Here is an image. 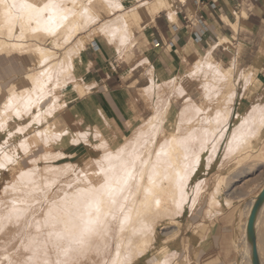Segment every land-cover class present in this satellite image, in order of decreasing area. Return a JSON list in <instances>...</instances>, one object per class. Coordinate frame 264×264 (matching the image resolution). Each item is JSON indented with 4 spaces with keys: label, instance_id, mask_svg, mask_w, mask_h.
<instances>
[{
    "label": "crops",
    "instance_id": "obj_1",
    "mask_svg": "<svg viewBox=\"0 0 264 264\" xmlns=\"http://www.w3.org/2000/svg\"><path fill=\"white\" fill-rule=\"evenodd\" d=\"M23 2L28 4V0ZM89 10L94 17L91 25H99V31L80 36L78 39L82 38L81 41L76 38L70 41L69 49L77 46L76 43L79 49L71 53L72 78L60 89L57 84L59 71H56V92L60 96L58 107L40 125H29L33 117L26 114L21 118L14 116L3 123L0 108V163L5 164L4 168H0V182L5 170L15 165L18 162L16 160L19 159L21 165L26 166H21L14 180H8L10 184L4 185L0 191L1 201L5 198L8 202L12 198L17 201L12 199L10 204L15 203L11 206L4 202L7 207L3 206V201L0 205L3 204L1 206L10 212L19 203L20 194L24 199L29 196L28 201L33 197L34 184L31 187L28 185L29 179H34V174H31L32 178L27 176L28 181L23 176L28 172L33 173V160L39 156H33L35 149L43 152L49 147L77 159L84 150L95 146L98 150L121 151L126 153V157L132 158L133 155L129 156L128 153L134 150L138 153L141 149L139 143L146 141L142 128L151 115L155 117L169 112L165 122L168 134L171 126L175 128L177 123L178 126L182 125L178 116L174 123L178 110L177 98L174 97L179 94V98L184 99L183 109L190 98L204 105L206 111H228L229 115L219 124L222 136L217 140V153L211 155L207 152L204 155V164L190 177L189 199L173 218L166 220L175 227L170 232L174 235L162 242L163 246L154 245L133 264H227L233 253L232 240L236 223L231 214L213 210L219 204V196L218 187L216 184L212 186L210 180L221 174V163L239 152L245 151V154L248 150L251 153L262 151L264 156V124L259 119L260 112L264 110V0H90ZM2 11L0 22L3 13L7 12L5 6ZM78 14L70 15L63 23L58 16L51 19L54 31L50 32V36L56 45H60L61 31L66 32L69 26L79 20ZM34 22L30 20L25 24ZM23 29L30 31L29 26ZM31 29L34 30V26ZM31 36L41 39L43 34ZM43 40L45 38L41 41L32 39L28 44L32 47L43 44ZM13 46L14 50L21 48L19 43ZM57 52V58L60 59L67 50L59 49ZM37 55H40L39 49L33 48L27 49L24 54L19 51L0 54V103L8 97L14 84L24 86V89L31 86L26 79L34 76L33 65ZM209 68H222L232 74V84L221 87L220 101L213 103L207 101L205 95L207 81L204 77ZM48 91L42 89L40 94L44 96ZM230 94L231 100L225 102L223 97L227 98ZM39 104L47 110L52 102L41 97ZM34 110L37 112L39 109L35 107ZM48 126L60 137L51 146H32L30 153H26L28 139H32L30 137L38 128ZM149 126L160 125L150 123ZM166 133L161 134L160 139ZM230 143L238 144L233 152L228 149ZM5 156L10 157L12 162L9 163ZM215 158L219 166L212 167ZM210 159L213 160L210 162ZM29 167L32 171L19 175ZM19 177L23 190L31 188V195L29 191L22 192ZM21 178L25 183H22ZM10 185L11 188H8ZM13 185L16 189L21 187V192L16 193L19 189L16 190ZM5 187L8 193L14 191L12 194L19 195L15 197L6 194ZM25 194L29 195L26 197ZM213 198H216V203L212 202ZM24 199H20L22 206L24 201L21 200ZM21 207L19 205L18 208ZM29 207V211L26 206L21 209L19 213L23 215L16 218L18 221L27 220L23 225V222L20 221L19 225L12 217V220L17 221V225H13L16 228H8L11 223L4 220L6 226L3 232L7 233L8 229L18 231L14 233L10 230L15 234L8 235L10 238L28 239L29 235L32 236L30 221L33 219L26 217L32 215ZM24 210L29 213L24 214ZM0 214V217L5 216ZM4 214L7 216L9 213ZM13 215L16 217V214ZM21 225L27 226L23 228ZM27 230L30 231L26 234Z\"/></svg>",
    "mask_w": 264,
    "mask_h": 264
},
{
    "label": "rangeland",
    "instance_id": "obj_2",
    "mask_svg": "<svg viewBox=\"0 0 264 264\" xmlns=\"http://www.w3.org/2000/svg\"><path fill=\"white\" fill-rule=\"evenodd\" d=\"M89 1L90 0H32V1L28 0V5H30L33 10H43L45 5H50L51 2H54L57 5H59V9H58V11L53 12L51 10H48V11H30L27 9L22 10L19 7L10 8L9 5H11L13 3L19 5L21 3H24L23 0H5L6 4L4 6H5V10L7 12L3 13V20H1V22H0V37L3 38L2 40L0 39V51L2 50V53L0 52V54L9 53V52L13 53L15 51H19V53L24 54V53H27V49L33 48V49H39L40 55L35 56V61H34V65H33V67H34L33 78L26 79L31 83V86L28 87L27 89H24V86L19 87L18 84L17 85L14 84L12 86V88L10 89V94H8V97L4 98V100L0 103V108H2L3 123H7L8 120L14 116H18L21 118V117H24L26 114L30 117H33V121L30 122L29 125H32V124L40 125L47 118V115L51 114L58 107V105H59L58 102H59L60 96L58 95V93L56 91L58 89L64 87L65 84H67V82L69 80H71V78H72L71 77L72 76V74H71V63H70V60L72 57L71 53H73L74 51H77L79 49L78 43H76L77 46L74 45L72 50L69 49V46L71 45L70 41L73 38L78 39L80 36L86 35L89 32H93L92 34H94V33H98V31H99L98 30L99 25H96V24L91 25V23L94 21V17L92 16L91 11L89 10ZM4 6H3V3L0 4L1 12H3L2 9H4ZM77 12L80 13V14H78L79 20H77L75 24L69 26L68 29L66 30V32L61 31V38L59 39L60 45H56L52 41L51 36H50V32L54 31V29L52 26L53 23L51 22L49 17L53 18L55 16H58L59 21H61V23H63L66 20H62L60 18L61 16L69 17L70 15H74ZM31 15L33 17L32 19L30 18ZM30 20L36 21V23L34 22L31 24H25L26 22H29ZM25 26H27V27L29 26L30 29H28V30H30V31H25L23 29V28H25ZM32 26H34V30L31 29ZM77 28L79 29L78 32H80L81 34H79V35L77 34V35L73 36V34H74L73 32ZM46 29H50V30H46ZM39 33L43 34V37L41 39H39L35 36H31L32 34H39ZM44 38H45V40H43V44H41V43L35 44L32 47L30 44H28L29 41L32 39L41 41ZM81 39L82 38H80L78 40L81 41ZM15 43H19V45H21V48H17L16 50H14L15 48H14L13 44H15ZM59 49H62V50L66 49L67 50V52L64 54V56L60 59L57 58L59 55L57 50H59ZM16 53L18 54V52H16ZM57 70L59 71L57 84L60 86L58 89L56 88V84H55V77L57 76V73H56ZM230 72L231 71H229V70L224 71L222 68H219V69L209 68L207 74L204 77L205 81H207V86L205 88V95H206L207 101H209L210 103L220 101V96H221L220 88L223 86H230L232 84V74ZM42 89L46 90V91L49 90L48 91V93H50L49 96L46 95L48 93H46L44 96H42L40 94V93H42ZM22 90H24V92H22ZM41 97H44L45 100L49 99V102H52V104L47 108V110H45L44 107L40 106V104H39V98H41ZM179 97H180L179 94L178 95L176 94L174 97V98H177L176 106L178 108V110L176 111L177 115H176V120L174 123H176L177 116H178V119H181V122H182V125L178 126V128L181 129V131H182L181 132L182 138L180 139L182 145L179 144L180 143L179 140H177L176 142L172 141L173 143L170 142L171 141V139H170L171 134H168V132L166 133V130H165L166 120L163 123L161 120V119H164V116L162 114L163 112H162L161 116L157 115L154 117L153 115H151L150 118L148 120H146L145 126L142 128V130H143L142 133L145 136H147V138L144 136L146 138V140L150 139L151 137H152L151 140L152 139L156 140V138H160L161 134L165 135V133L167 135L162 138L163 140L159 139V141L156 143L152 141L153 143H150V144H152L153 147L151 145H149L148 146L149 148H146L145 153H144V149H145L144 145L145 144L143 146H142V144H139V146L143 147L142 148L143 152L141 149L138 152L139 157L141 156V159L139 157L133 158V159H131V157H129V159L124 158L126 156L122 152L115 151V150H113V151L112 150H98V148L96 149L95 146H93V148L90 150L89 149L84 150L82 152L81 156L77 159L69 158V157H67V154L65 155L61 151H58L59 152L58 153L56 151L51 150L49 147H48V149L44 150L43 152H41V149L37 150L34 148L35 150H34L33 156H38V155L39 156L34 158L33 162L36 161L40 165L61 164L62 162H66V161L67 162L71 161V163H69V164L66 163V164L62 165V167L61 166L58 167V169H60V167H61L62 172H63V170L67 166V169H66L67 172L64 170L65 173H63V174L59 173V175H58V172L56 171L57 170L56 167H55V169H54V167H53V169H50L51 171L54 170L53 173H51V174H55L57 176H56V178H55V175L49 176V178L54 177V181H56V183H54V181L52 182L53 178L52 179L50 178L51 179L50 181L48 179L47 182L49 183V185L47 183V187H50L49 190L46 186H44L46 184V183H44V181H39V182H42L41 183L42 185L40 184V186L41 187L43 186V189L45 187V192H47L46 194L44 192L45 195L43 194V192H42L43 190L41 187H40L41 191L38 189L39 183L38 182L34 183L35 188L33 187V189H34L33 193L34 194L36 192L40 193L41 196L39 194L40 197H36V195L38 196V194L36 193L35 197L38 199H35L33 197L34 198L33 200H35V201L37 200L36 202H40V203L35 202L36 203L35 204L33 202L34 206L32 205V209H33L32 214L35 212L33 214L34 218L37 215L36 218L37 219L39 218L40 220L43 217L42 222L38 223L39 220L37 222H34L36 219L35 220L33 219V221H32V223L34 222L32 224V237L33 238L17 239L15 242H13V239H11V238H9V239L7 238V240H6V237H4L5 240H3L2 238L0 239L1 240L0 244H2V242H3V244L0 245L2 248V249L0 248V264H2V262H3V264H64L65 261H67V264H133L135 262V260H137L143 254H145L154 245L159 246V244H161L163 246L162 242L169 240V237L174 235L173 232L172 233H170V232L175 228L174 226H170L172 224H170L166 220L173 218V215L179 210L180 207L182 208L184 203L189 199V196H190V192L188 190V184L190 181L189 177L195 172V170L199 166L202 165V163L204 164V155L207 152H210L211 155H215L217 153V150L219 148V141H217V140H219L220 137L222 136V131H220L219 124H221V121L223 119H226L229 115L228 111H218V110L206 111V108L204 107V105L199 104L198 102H196L195 100H192L190 98H188L187 102H185L187 105L183 109V107L185 105L184 99H182V98L180 99ZM223 99L225 102H227L228 100H231V94L229 96H227V98L223 97ZM35 107H38V109H39L37 112L34 110ZM179 108H181L180 111H179ZM150 123L160 125V126L159 127L158 126L152 127V126H149ZM24 129H25V127L22 128V130H24ZM145 129H147L148 131ZM173 129H174V127L171 126L170 131H172ZM199 129H201V130H199ZM196 130H197V132H196ZM146 131L148 133H146ZM173 131H174L175 135L178 134L177 129L173 130ZM39 132H41V133L38 134ZM189 132L191 135L189 134ZM202 133H203V135H202ZM42 134H44V135H42ZM48 134H49V136H48ZM147 134H149L150 137ZM186 135H188V136H186ZM38 136H40V137L38 138ZM153 136H156V137H153ZM183 136H185V137H183ZM193 136H195V137H193ZM59 137H60V134L56 133L54 130H51L50 126H48L45 128H38L34 132L33 137L32 136L30 137L32 139H28V142H31V148H32V146L37 147L39 145L51 146V143ZM191 137H193V139ZM37 138H38V141L40 139V141L43 144L42 143L39 144L37 141ZM183 138L185 139V141ZM201 138H203L204 140ZM160 140H162L165 145L161 144L162 141H160ZM201 140H203L204 144L202 142H200ZM159 142H160V144H159ZM167 142H168V146H167ZM186 142H189L190 144L186 143ZM201 143H202V145H201ZM158 145H160V146L158 147ZM187 145H189V146H187ZM191 145H192V147H191L192 149L190 148ZM237 145L238 144L230 143L229 148H228L229 151L233 152L234 149L237 147ZM176 146L178 147V149H174ZM180 146H182V147H180ZM183 146H184V149H183ZM145 147H146V145H145ZM181 148H182V150H181ZM188 148L191 151H193L194 154L192 152L190 154V150ZM113 149H116V148L113 147ZM156 149L158 151H156ZM161 149L162 150L164 149L165 150L164 152H166V153L161 151ZM187 150L189 153L187 152ZM50 151H52L54 153H52ZM151 151H153V152H151ZM160 151L163 153H161ZM40 152H41V154H40ZM244 152H239L238 155L233 156L230 159H227L224 163H221L222 167H223L221 174L219 176H213L212 179L210 180L211 185L216 184V186L218 187V193L217 194L219 196V198H218L219 204H217V207H215L213 210L218 211V212L223 213V214H226V215L231 214L232 216H234V220L236 223L235 224L236 227H235L234 238L232 240L233 241V253L229 256V260H228L227 264H237L236 262L240 261L239 258L242 254V251L243 252L245 251L244 249L246 246V238H247L246 234L248 232L249 220L253 214V208H252V202L251 201H253L252 199H254L256 196L261 195L264 191V159H262V156H261L263 152L257 151L255 153H251L249 150L245 154H244ZM112 153H114V154H112ZM129 153H131V152H129ZM133 153H132V155H133ZM138 153L135 152L134 155L135 154L137 155ZM167 153H169L170 155L173 156V158H174L172 160L173 162L172 161L169 162V160H170L169 157L168 156L166 157ZM143 154H145L144 160H147L146 162L150 161V163H152V162L155 163V160H156L155 158H158V156L161 157L158 160L157 164H155V165L153 163L150 164L152 166L153 165L157 166V167H155V169L157 170L158 174L156 173L154 175V176H156V177H154V178H156V184L153 185L150 182V183H147L146 185H144V189H145L144 195L148 196V197L150 195L149 203L146 201V203H148V205H149L148 207H147V205L145 207L134 205V203H136V201L131 200V198L129 200H126V196L128 195V192L131 189H134V188H131L130 182L136 178L139 179L140 176H142V175H140V172L143 170L144 166L140 161H142V159H143L142 158ZM153 154H155V156H157L158 154L159 155L157 157H155V156H152ZM180 155H182L181 158H183V155L186 157L183 160V162L187 163L186 162L187 157H188L187 160L190 161L187 164L184 163L185 164L184 166L186 167V169H188V171H186V169H185V175L183 174L185 167L183 166V163H181L182 162L181 158H180L181 161L179 160ZM193 155H194V158H193ZM119 157H123V158H119ZM150 157H151V159H150ZM163 157H165V158L162 159ZM148 158H149V160H148ZM152 158H154L155 160ZM97 159L99 161H97ZM106 159L107 160L112 159V160H111V162H110V160L106 162ZM138 159H139V161H137ZM216 159L217 158H215L214 160L213 159L209 160L210 162L212 160L215 161L212 167L219 166V164L216 163ZM134 160H136L137 162H135ZM17 161L18 162L15 165H11L8 169H6L5 173L1 176L2 179L0 182V191H1L2 187L4 185H6L8 180H12L15 177V175L19 171L20 167L24 166V165H21L19 159ZM75 161H77V162H75ZM129 161L132 162L134 165L132 163H130ZM164 161L166 164L168 163V165L170 163H172L175 166V168L178 167L176 169H173V170H175L174 171L175 173H173V170H172V171H170V173L168 172L169 174H167L166 168L168 166L165 165V163H163ZM112 162H115V164L113 163V165H111ZM117 162H118V164H116ZM159 162L161 163L160 165H159ZM174 162H175V164H174ZM193 163H194V166H193ZM30 164H31V161H30ZM30 164H28L27 166H30ZM188 164H189V168H188ZM63 166L65 167L64 169H63ZM69 166L71 167V169L69 168ZM152 166H151V169H152ZM154 166H153V168H154ZM172 166L170 164L169 168ZM174 166H173V168H174ZM24 167H26V166H24ZM73 167H74V169H73ZM85 167L89 168V169H87L88 172L86 171ZM110 168H112L114 171L117 169L120 172L116 170L115 171L116 174H114L113 170L111 171ZM128 168H131V169H128ZM69 169L71 170V172H69ZM72 169H73V171H72ZM82 169H84V170H82ZM155 169H152V172L153 171L156 172ZM79 170L80 171L82 170L85 173L84 172L82 173V171L80 172ZM105 170H108V171L106 172ZM60 171H61V169H60ZM77 171H78V173H77ZM54 172H56V173H54ZM101 172H102V174H101ZM103 172L106 174L108 173L107 175H109V172H110L111 179L112 178L113 179L111 180L109 178V176L108 177L105 176V174ZM127 172H131L133 178L130 179L126 185H123V192H121L120 194H118L116 196V203L111 204L109 202V198L106 196H104L105 198L103 197V199H102L103 200V203H102L103 206L101 205L102 210L100 208V212H102L104 210L103 214L106 213L104 215L103 214L101 215V213H99L100 217H105V219L101 218L102 223L98 226V232L100 231L102 236L101 235L99 236L98 234H100V232L99 233L97 232V234L92 237L91 243L83 251V253H81V254L73 253L69 257H65L60 252V250L53 244V242H51L48 239V233L54 232V231L56 232V231H60V230L64 229V227H65L64 221L69 220V213L77 214V215H79L85 219L87 218L88 214L91 211H92L91 215L94 213L95 208H93L94 207V205H93L94 201L93 200H95L94 197L96 195L93 196L94 194L92 193L91 196L89 195L90 196L89 197L88 196L89 192L86 196L77 195V194H80L82 187H83L84 191H86V190L90 191L89 189L93 185V182H94V186L97 183L96 182L97 177H99V176L102 177L104 175L98 181L100 183L104 179V177H106L107 179L103 180L105 183V180L106 181L110 180L109 182H111L113 180L115 181V178L116 179L117 178H123L127 174ZM134 172H135V174H134ZM181 172L184 176H182ZM66 173H68V174H66ZM85 174L87 176H85ZM189 174H190V176H189ZM77 176L79 178L81 177L80 182L83 178H86V177H87V179H90L93 182L90 183V182H88L90 180L84 179L85 181L83 180V184H82V182L81 183L79 182L80 184L77 185L76 181H79V178H77ZM82 176H83V178H82ZM93 176L96 178H93ZM75 177L77 179H75V181H74ZM183 177H185V178H183ZM186 177H188V178H186ZM70 178H72V179H70ZM67 179H70L69 181L71 183ZM161 179L163 181L164 180L168 181V184L165 181H164L165 183H160L162 181ZM174 180L178 184L176 182L174 183ZM180 182H182V183H180ZM37 183H38V187L36 186ZM86 183H89V184L87 185ZM111 183H113V182H111ZM115 183L116 182H114L113 184H115ZM179 183H180V186H179ZM75 184L77 185V190H76V188H74V189L72 188L73 186L75 187ZM158 184L159 185L162 184V187L158 186ZM170 184H172V185L170 186ZM173 184H175L177 186H175ZM62 185L64 187L66 186V188L68 186V189L62 187L63 190L66 189V190H64L65 192L62 191L63 193L61 192V189L59 188ZM86 185H87V187H86ZM101 185H103V184L101 183ZM167 185L169 188L166 187ZM214 185H212V186H214ZM78 186H80V189H78ZM96 186H97V184H96ZM36 187H37V189H36ZM136 187H137V185H136ZM172 187H173V190H172ZM176 187L179 189L178 190L179 194L177 193ZM35 189L37 191H35ZM58 189L60 191L59 193H62L63 195L59 194L57 192ZM83 189H82V191H83ZM71 190H74L76 192L71 191ZM38 191H40V192H38ZM77 191H79V192H77ZM169 191H170V193H168ZM133 192H131V193H133ZM56 193H57V195H56ZM73 193H75L76 197L74 195V197L72 199H70L69 197L70 196L72 197L71 194H73ZM95 193L97 194V192H95ZM42 194H43V196H42ZM54 194L57 196V198L54 196L55 198H54V200H52L53 199L52 196ZM60 195L62 196L61 198H60ZM159 195H161V196L159 197ZM172 195H173L174 200L172 199ZM92 196L94 199L92 198ZM170 197L172 199L171 200L172 202L169 199ZM123 198L125 200H123ZM47 199L48 200L51 199L52 201H55L54 202L55 204H52V202L50 200L48 201ZM161 199H162V201H161ZM106 200H107V203L105 202ZM165 200H166V202H165ZM121 201L123 202L124 207H123ZM126 201H128V202L126 203ZM92 202H93V204H92ZM120 202H121V205H120ZM212 202L216 203V198H213ZM38 204H40L39 205L40 209H39ZM56 204L57 205L59 204V205L56 206ZM170 204L172 206H170ZM175 204H176V206H174ZM45 205H47V206L44 207ZM89 205H91V206H89ZM92 205H93V207H92ZM55 206L57 207L54 209L55 211L57 209V211L55 212L56 216L52 217V215H55L54 211L52 210V208ZM59 206H60V208H58ZM47 207L52 210V214H51L50 210H48V211H50V213H48V211H47L48 214L46 213V211H44L45 208L48 209ZM153 207L156 209L158 207V209L157 210L153 209ZM129 208H131V209H129ZM133 208H134V210H133ZM167 208L170 211L166 210ZM35 209H36V211L39 210V211H37L38 213L35 211ZM90 209H91V211H90ZM160 209L162 210L161 213H164V215L163 214L161 215ZM40 210H42L41 211L42 214H44V212H45L44 215L46 216L48 221L44 218V216H42V214L41 215L39 214ZM58 210L63 211V212H60L63 214L58 213ZM154 210L157 211L158 213L155 212ZM164 210H165V212H163ZM87 211H88V213H87ZM167 211H169V212H167ZM145 212H147V213H145ZM129 213H132V216ZM153 213H154L156 221L152 217ZM59 214H60V216H59ZM94 214L96 215L97 213H94ZM157 214H159V216ZM62 215H64V216H62ZM95 215H92V216H95ZM61 219H65V220L63 221ZM106 219H108V220H106ZM132 219H134V220H132ZM142 219L143 220L146 219V221L143 222ZM153 220H154V222H153ZM107 222H108V224H110L109 225L110 227L107 226ZM145 224L147 226H145ZM173 225H175V224H173ZM102 226H104V228H106V230ZM105 226H107V227H105ZM122 226H124V227H122ZM33 227H34V229H33ZM37 227H39V228H37ZM69 227H71V225H69ZM147 227H148V229H147ZM167 227H169V228H167ZM8 228H12V226L8 227ZM170 228H171V230H170ZM44 229H46V232ZM128 230H129V232H128ZM144 230L149 231L148 235L153 234L152 238L145 240V242L143 241ZM106 231H109V232H106ZM119 231H121V232H119ZM140 231H143V232H140ZM260 231L264 232V228H261ZM43 233H44V235H41ZM105 233H107V234H105ZM121 233L123 236L120 235ZM5 234H7V233L5 232ZM5 234L2 230L1 235H5ZM162 234H163V236H161ZM118 235L121 236L122 238L121 237L119 238ZM156 236H157V238L155 239ZM21 240L23 242H26V243H22ZM25 240H27L28 243ZM120 240H122L121 244H120ZM244 240H245V243H244ZM34 241H35V243H34ZM256 241L258 243V246L260 245L259 246V253H260V255L262 253V257L264 259V233L259 232V234L256 238ZM8 242H10V243L8 244ZM117 242L119 243V245ZM14 243H16L17 245H15ZM25 244H27L28 246L30 245V248L27 249L28 246L26 245V247H25ZM92 245H94V251L90 250V246L92 249ZM117 245H118V250H119V248L123 250V251L121 250V252L119 250V252L121 254L120 253L115 254V252H118ZM14 246H16V247H14ZM31 246H33L32 249H31ZM63 246H64L63 243H61V247H63ZM262 246H263V248H262ZM23 247L25 250L23 249ZM13 250H14V254H13ZM15 251L18 253L16 254ZM27 251L29 252L28 254H27ZM1 252L2 253L5 252L4 253L5 255L2 254ZM9 252L12 254V256H10L11 254ZM30 253L32 254L31 256H30ZM6 255H9L10 257L6 256ZM28 255L30 256V258H33V259H31V263H30V258L27 259ZM116 256L120 260H118V258ZM11 257H12V259H10ZM5 258H8V260L9 259L10 260L8 261ZM24 258L26 259V261ZM34 258H35V260H34ZM20 259L22 261H20ZM116 259L118 260L117 262H115ZM17 260L19 261V263ZM248 260H249V256H246L243 260V263L248 264V262H247ZM36 261H38V262H36ZM112 261H113V263H112ZM157 264H159V263H157Z\"/></svg>",
    "mask_w": 264,
    "mask_h": 264
},
{
    "label": "bare ground",
    "instance_id": "obj_3",
    "mask_svg": "<svg viewBox=\"0 0 264 264\" xmlns=\"http://www.w3.org/2000/svg\"><path fill=\"white\" fill-rule=\"evenodd\" d=\"M88 14H89V13H88ZM66 20H67V19H66ZM55 21H56V18L54 19V22H55ZM78 31H79V29L77 28V29L74 31V34H73V35L78 34ZM49 50H50V49H49ZM50 51H51V50H50ZM168 113H169L168 111H167L166 113H163L164 119H161V120H162V123L167 119V117H168ZM177 124H178V123H177ZM177 124L175 125V128H174L173 130H176V129H177L178 134L175 135V134H174V131L172 130V131L170 132V134H171V138H170L171 141H170V142H172V141H173V142H174V141L176 142L177 140H179V142H180L179 144H181L180 139L182 138V136H181V132H182V131H181V129L178 128V125H177ZM182 128H183V127H182ZM145 130H147V129H145ZM199 130H201V129H199ZM199 130H198V131H199ZM147 131H148V130H147ZM147 131H146V133H148ZM194 132H195V131H194ZM196 132H197V130H196ZM196 132H195V133H196ZM199 132H200V131H199ZM201 132H202V131H201ZM40 133H41V132H39L38 134H40ZM144 133H145V132H144ZM146 133H145V134H146ZM191 133H192V132H191ZM189 134H190V132H189ZM189 134H188V135H189ZM192 134H193V133H192ZM42 135H44V134H42ZM147 135L149 136V134H147ZM155 135H156V134H155ZM188 135H186V136H188ZM190 135H191V134H190ZM194 135H195V134H194ZM202 135H203V133H202ZM48 136H49V134H48ZM144 136H145V135H144ZM39 137H40V136H38V138H39ZM42 137H43V136H42ZM145 137L147 138V136H145ZM149 137H150V136H149ZM153 137H156V136H153ZM157 137H158V136H157ZM183 137H185V136H183ZM193 137H195V136H193ZM193 137H191V138L193 139ZM38 138H37V141H38ZM43 138H44V137H43ZM47 138H48V137H47ZM151 138H152V137H151ZM151 138H150V139H151ZM144 139H145V138H144ZM159 139H160V138H156V140H155L154 142H155V143L158 142ZM183 139H184V138H183ZM196 139H197V138H196ZM201 139H203V138H201ZM162 140H163V139H162ZM162 140H160V141H162ZM203 140H204V139H203ZM203 140H201L200 142L203 143ZM39 141H40V139H39ZM39 141H38L39 144L42 143L41 141H40V142H39ZM152 141H153V139H152ZM152 141L147 139V140L144 142V140H143V142H144V144L146 145V147H145L144 144H142L143 142H142V143L140 142V143L142 144V146L144 145V148H145V149H144V153H145L146 148H149V147H148L149 145L152 146V144H150V143H153ZM184 141H185V139H184ZM189 141H190V140H189ZM173 142H172V143H173ZM38 143H37V144H38ZM140 143H139V144H140ZM146 143H147V144H146ZM155 143H154V144H155ZM186 143H189V142H186ZM196 143H197V142H196ZM202 143H201V145H202ZM26 144H27V145H26L27 148H26L25 152L28 153V152L31 150V142H27ZM135 144H136V143H135ZM154 144H153V145H154ZM159 144H160V142H159ZM161 144H164L163 141H162ZM169 144H170V143H169ZM189 144H190V143H189ZM203 144H204V143H203ZM21 145H22V144H21ZM137 145H138V143H137ZM137 145H136V146H137ZM164 145H165V144H164ZM181 145H182V144H181ZM26 146H25V147H26ZM132 146H133V148H134V145H132ZM154 146H155V145H154ZM156 146H157V145H156ZM159 146H160V145H158V147H159ZM167 146H168V142H167ZM187 146H189V145H187ZM140 147H141V146H140ZM152 147H153V146H152ZM180 147H182V146H180ZM180 147H179V148H180ZM191 147H192V145L190 146V148H191ZM200 147H201V146H200ZM142 148H143V147H141V150H142ZM163 148H164V147H163ZM166 148H167V147H166ZM186 148H187V147H186ZM193 148H194V147H193ZM1 149H2V147H1ZM153 149H154V148H153ZM164 149H165V148H164ZM164 149H163V150L161 149V151L164 152V151H165ZM169 149H170V148H169ZM174 149H178V147L176 146ZM183 149H184V146H183ZM188 149H189V148H188ZM191 149H192V148H191ZM139 150H140V149H139ZM172 150H173V149H172ZM181 150H182V148H181ZM189 150H190V149H189ZM130 151H132V150H130ZM134 151H135V150H134ZM137 151H138V149H137ZM156 151H158V150L156 149ZM156 151H155V152H156ZM161 151H160V152H161ZM194 151H195V150H194ZM50 152H52V151H50ZM119 152H121V151H119ZM142 152H143V150H142ZM151 152H153V151H151ZM151 152H150V153H151ZM160 152H159V153H160ZM163 152H161V153H163ZM183 152H184V151H183ZM187 152H188V150H187ZM191 152L194 154V152L190 150V154H191ZM12 153H13V151H12ZM29 153H30V152H29ZM52 153H54V152H52ZM58 153H59V152H58ZM62 153H63V152H62ZM115 153H116V152H115ZM122 153H124V152H122ZM132 153H133V151H132ZM132 153H128L129 156H131ZM134 153H135V152H134ZM134 153H133V156H132L131 159L134 158ZM164 153H166V152H164ZM184 153H185V152H184ZM188 153H189V152H188ZM4 154H6V152H5ZM60 154H61V153H60ZM112 154H114V153H112ZM130 154H131V155H130ZM156 154H157V153H156ZM167 154H168V155H167ZM167 154H166V157H167V156L169 157V159H170L169 162L172 161V160L174 159L173 156L170 155L169 153H167ZM179 154H180V153H179ZM185 154H186V153H185ZM124 155H125V154H124ZM135 155H136V154H135ZM137 155H138V156H137ZM137 155H136V158L139 157V153H138ZM140 155H141V154H140ZM144 155H145V154H143V156H142V158H143L142 161H140V162L143 164V166H144V167H143V170L140 172V175H142V176H140L139 179L136 178V179H134V180H132V181L130 182L131 188H134V189H131V190L129 191L130 193L128 192V195L126 196V200H129V199L131 198V200H135V201H136V203H134V205H136V206H144V207L147 205V207H148V206H149L148 203H149V201H150V195H149V197L144 195V190H145V189H144V185H146L147 183H150V182H151L153 185L156 184V178H154V177H156V176H154V175L157 173V170L155 169V167H157V166H154V165L158 163V160H159L161 157L158 156V155H159V154H158V155H157L158 158H155L156 160H155L154 158H152V159L155 160V163L152 162V163L154 164V165H153L154 168H153V166L150 165V164H152V163H150V161L146 162L147 160H144ZM146 155H147V154H146ZM188 155H189V154H188ZM2 156H3V155H2ZM8 156H9V155H8ZM120 156H121V155H120ZM127 156H128V155H127ZM149 156H150V155H149ZM152 156H155V154H153ZM152 156H151V157H152ZM157 156H155V157H157ZM181 156H182V155L179 156V160H180ZM261 156H262V159H264V156H263V155H261ZM107 157H108V156H107ZM111 157H112V156H111ZM145 157H146V156H145ZM151 157H150V159H151ZM189 157H190V156H189ZM191 157H192V156H191ZM1 158H2V157H1ZM104 158H105V157H104ZM112 158H113V157H112ZM119 158H123V157H119ZM124 158H128V157H124ZM139 158L141 159V156H140ZM164 158H165V157H163L162 159H164ZM185 158H186V157H185L184 155H183V158H181V160H182L181 163H183V166H184L185 164H187L188 162H190L189 160H187L188 157H187V159H186V162H187V163L183 162V160H184ZM193 158H194V155H193ZM196 158H197V157H196ZM128 159H129V158H128ZM101 160H102V159H101ZM101 160H100V161H101ZM109 160H110V159H108V160L106 159V162L109 161ZM111 160H112V159H111ZM111 160H110V162H111ZM148 160H149V158H148ZM166 160H167V159H166ZM181 160H180V161H181ZM13 161H14V160H13ZM16 161H17V160H16ZM97 161H99V160L97 159ZM102 161H103V160H102ZM104 161H105V160H104ZM134 161L137 162V161H139V159H138L137 161H136V160H134ZM0 162H1V161H0ZM129 162H130V161H129ZM160 162H161V161H160ZM160 162H159V165L161 164ZM172 162H173V161H172ZM191 162H192V161H191ZM5 163H6V161H5ZM33 163L35 164V165L33 164V165H34V166H33V173H31V172H30V174H29V172L27 173L28 170H31V168L29 167L30 169H27V170H25V171L20 172L21 174L19 173V175H23L22 173L24 172V174H25V172H26V173L29 174V175L26 174V176L24 175L23 177H26L25 180L28 181L27 178H29V177L32 178L33 176H32L31 174H34V177H33L34 179H32V180H34V181L36 180V181L34 182V181H32L31 179H29L30 184H29L28 186L33 185L34 183L38 182V183H39V188H38V189L40 190V189L42 188V190H43L42 192H43V194H44V192H45V187H44V189H43V186H42V187L40 186V184H41L42 182H39V181H44V183H46L44 186L47 187V183H48L47 181H48V179H49V181H50V180L53 178V179H52V182L54 181V177H52V178L50 177L51 179L49 178V176H53V175H55V174H51V173H53L54 170L51 171L50 169H53V167H54V169H55V167H56V168H57L56 171L58 172V175H59V173H60V174H61V173L63 174V173H65V171H66V169H67V166H66V168L63 166V169L65 168V169H64L65 171L63 170V172H62V168H61L62 165L66 164V163L69 164V163H71V161H69V162H65V163H63V164H51V165H49V164L40 165V164L37 163L36 161H34ZM96 163H97V162H96ZM113 163L115 164V162H112L111 165H113ZM120 163H121V162H120ZM130 163H132V162H130ZM163 163H165V161H164ZM163 163H162V164H163ZM178 163H179V162H178ZM184 163H185V164H184ZM7 164H8V163H7ZM101 164H102V163H101ZM109 164H110V163H109ZM116 164H118V162H117ZM121 164H122V163H121ZM132 164H133V163H132ZM132 164H131V165H132ZM170 164H171V166L173 165L172 163H170ZM170 164H169V165H170ZM174 164H175V162H174ZM191 164H192V163H191ZM71 165H72V164H71ZM133 165H134V164H133ZM165 165L168 166V167L166 168V170H167V174H169L170 171H172L173 169L178 168V167L175 168L174 165H173L174 168H173V166L169 168L168 163H167V164L165 163ZM165 165H164V166H165ZM59 166H61V167H60L61 171H60V169H58ZM151 166H152V169H155V170H156V172H154V171L152 172ZM186 166H187V165H186ZM191 166H192V165H191ZM193 166H194V163H193ZM184 167H185V166H184ZM69 168L71 169L70 166H69ZM75 168H76V167H75ZM85 168H86V171H87V169H89V168H87V167H85ZM101 168H102V167H101ZM112 168H113V167H112ZM112 168H110L111 171L113 170ZM131 168H132V167H131ZM131 168H128V169H131ZM188 168H189V164H188ZM192 168H193V167H192ZM70 169H69V172H71ZM73 169H74V167H73ZM73 169H72V171H73ZM132 169H133V168H132ZM185 169H186V167L184 168V173H183L184 175H185ZM82 170H84V169H82ZM82 170H81V171H82ZM116 170H117V169H116ZM116 170H115V171H116ZM31 171H32V170H31ZM50 171H51V172H50ZM59 171H60V172H59ZM79 171H80V170H79ZM81 171H80V172H81ZM105 171L107 172L108 170H105ZM105 171H104V172H105ZM115 171L113 170L114 174H116ZM117 171H119V170H117ZM174 171H175V170H173V173H175ZM186 171H188V169H186ZM66 172H67V171H66ZM83 172H84V171H82V173H83ZM87 172H88V171H87ZM104 172H103V173H104ZM119 172H120V171H119ZM165 172H166V171H165ZM168 172H169V173H168ZM54 173H56V172H54ZM77 173H78V171H77ZM84 173H85V172H84ZM99 173H100V172H99ZM111 173H112V172H111ZM117 173H118V172H117ZM127 173H128V172H127ZM159 173H160V172H159ZM50 174H51V175H50ZM66 174H68V173H66ZM97 174H98V173H97ZM101 174H102V172H101ZM101 174H100V175H101ZM104 174H105V176H107V177L109 176V178L111 179L110 172H109V175H107L108 173H107V174L104 173ZM134 174H135V172H134ZM157 174H158V173H157ZM177 174H178V173H177ZM181 174H182V172H181ZM181 174H180V175H181ZM183 174H182V176H184ZM19 175H18V176H19ZM30 175H31V176H30ZM27 176H29V177H27ZM56 176H57V175H55V178H56ZM85 176H87V175L85 174ZM95 176H96V175H95ZM103 176H104V175H103ZM103 176H102V177H103ZM189 176H190V174H189ZM189 176H188V177H189ZM99 177H100V178H99ZM99 177L96 178V177L93 176V178H96V179H97V181H96V182H97V183H96L97 186L100 184L99 186L101 187V183L104 184V181H103V180H104V179H107V178L104 177V179L102 180L103 182L101 181V182L99 183L98 180H100V179L102 178L101 176H99ZM188 177H186V178H188ZM190 177H191V176H190ZM190 177H189V179H190ZM77 178H79V177L77 176ZM77 178L75 177V178H74V181H75V179H77ZM80 178H81V177H80ZM80 178H79V181H76V182H77V185L80 184L81 182H82V184H83V180H84V179H86V180H90V179H87V177H86V178H83V176H82L83 179H82L81 182H80ZM90 178H91V177H90ZM159 178H160V177H159ZM159 178H158V179H159ZM173 178H174V177H173ZM179 178H180V177H179ZM183 178H185V177H183ZM21 179H23V178H21ZM70 179H72V178H70ZM70 179H67V180L69 181ZM112 179H113V178H112ZM112 179H111V180H112ZM158 179H157V180H158ZM162 179H163V178H162ZM162 179H161V180H162ZM164 179H165V178H164ZM166 179H167V178H166ZM12 180H14V179H12ZM16 180H17V179H16ZM30 180H31V181H30ZM93 180H94V179H93ZM108 180H109V179H108ZM116 180H117V179L115 178V181L113 180V181H111V182L114 183V182H116ZM21 181H22V180H21ZM45 181H46V182H45ZM68 181H67V182H68ZM84 181H85V180H84ZM105 181H106V180H105ZM109 181H110V180H109ZM162 181H163V180H162ZM162 181H161L160 183H165V182H166V183L168 184V181H165V180H164L165 182H164V181L162 182ZM13 182H14V181H13ZM19 182H20V177H19ZM19 182H18V183H19ZM69 182H70V181H69ZM79 182H80V183H79ZM88 182L91 183V182H93V181L90 180V181H88ZM157 182H158V181H157ZM175 182H176V181L174 180V183H175ZM186 182H187V181H186ZM7 183H9V181H8ZM7 183H6V184H7ZM22 183H25L24 179H23V182H22ZM27 183H28V182H27ZM31 183H32V184H31ZM38 183H37V185H36L37 187H38ZM44 183H43V184H44ZM54 183H56V181H54ZM70 183H71V182H70ZM176 183H177V182H176ZM180 183H182V182H180ZM180 183H179V186H180ZM9 184H10V183H9ZM11 184H12V182H11ZM13 184H15V183H13ZM16 184H17V182H16ZM19 184H20L19 186L22 185L21 182H20ZM82 184H81V185H82ZM86 184L88 185L89 183H86ZM96 184H95V186H94V182H93V185L91 186V188L89 187V188H90V189H89L90 191H88V190L84 191V189H83V187H82V188H81V192H80V194H77V195H79V196H86V195L88 194V192H89L88 196H89V195L91 196L92 193L94 194L93 196H95V195H96L95 192H98V191H100V189H101L99 186L97 187ZM177 184H178V183H177ZM184 184H185V183H184ZM17 185H18V184H17ZM34 185H35V184H34ZM34 185L32 186V188L34 187ZM41 185H42V184H41ZM48 185H49V183H48ZM77 185L75 184V187H74V186H73V187L71 186V187H72L73 189L76 188V190H77ZM87 185H86V187H87ZM136 185H137V187H136ZM171 185H172V184H170V186H171ZM173 185H175V184H173ZM182 185H183V184H182ZM199 185H200V184H199ZM5 186H7V185H5ZM13 186H14V185H13ZM13 186H12V187H13ZM23 186H24V184H23ZM82 186H83V185H82ZM93 186H94V187H93ZM158 186H161V187H162V184H161V185L158 184ZM163 186H164V185H163ZM175 186H177V185H175ZM9 187L11 188V185L8 186V188H9ZM14 187H15V189H16V186H14ZM14 187H13V188H14ZM21 187H22V186H21ZM21 187H17V189H19L18 192H16L17 189H16V190H15V189H12V190H15L16 193H20V192H21V191H20V188H21ZM26 187H27V186H26ZM30 187H31V186H30ZM37 187H36V189H37ZM40 187H41V188H40ZM51 187H52V186H51ZM58 187H59V186H58ZM62 187H64V186L62 185L61 187H59V188L61 189V192H62V191L65 192L64 190L68 189V186H67V188H66V186H65L64 188H66V189H64V190L62 189ZM92 187H93V188H92ZM166 187H168V185H167ZM5 188L7 189V187H5ZM5 188H4V189H5ZM34 188H35V187H34ZM47 188H48V190L50 189V187H47ZM69 188H70V187H69ZM168 188H169V187H168ZM168 188H167V189H168ZM176 188H177V187H176ZM23 189H24V187H22L21 190H23ZM36 189H35V191H37ZM70 189H71V188H70ZM70 189H69V190H70ZM78 189H80V186H78ZM82 189H83L84 192L82 191ZM85 189H86V188H85ZM87 189H88V188H87ZM25 190H26V191H29V194H30V195L32 194V193H30V192H32V191H31V188H30V190H29V187H28V188H26ZM25 190H23L22 192L24 193ZM32 190L34 191V189H32ZM48 190H47V191H48ZM155 190H156V189H155ZM172 190H173V187H172ZM178 190H179V189L177 188V193L179 192ZM4 191H5V190H4ZM40 191H41V190H40ZM40 191H38V192H40ZM56 191H57V190H56ZM56 191H55V192H56ZM67 191H68V190H67ZM71 191H74V190H71ZM79 191H80V190H79ZM79 191H77V192H79ZM133 191H134V192H133ZM147 191H148V190H147ZM160 191H161V190H160ZM13 192H14V191H13ZM13 192H12V193H13ZM42 192H41V193H42ZM55 192H54V193H55ZM57 192H58V193L60 192L59 189H58ZM63 192H62V193H63ZM74 192H76V191H74ZM131 192H133V193H131ZM150 192H151V191H150ZM162 192H163V191H162ZM171 192H172V191H171ZM9 193H10V194H9ZM9 193H8V189H7V193H6V194H9L10 196H11V195H14V196H15V195H19V194H16V193H15V194H12L11 192H9ZM36 193H37V192H36ZM36 193H35V194H36ZM46 193H47V192H45V194H46ZM62 193H59V194H62ZM71 193H72V192H71ZM168 193H170V191H169ZM172 193H173V192H172ZM4 194H5V193H3V195H4ZM6 194H5V195H6ZM29 194H28V195H29ZM35 194L33 193V197H34L35 199H38V198H36V197H40V196H41L40 193H37L38 196L36 195V197H35ZM39 194H40V196H39ZM43 194H42V196H43ZM45 194H44V195H45ZM59 194H58V195H59ZM130 194H131V195H130ZM178 194H179V193H178ZM5 195H4V196H5ZM9 195H8V196H9ZM25 195H26V197L28 196L27 194H25ZM56 195H57V193H56ZM56 195L54 194V195L52 196V197H53L52 200H54L55 197L57 198ZM62 195H63V194H62ZM71 195H72V197L70 196V197H69L70 199H72V198L74 197L75 193H73V194H71ZM156 195H157V194H156ZM165 195H166V194H165ZM6 196H7V195H6ZM6 196H5V197H6ZM8 196H7V198H8ZM20 196H21V198L24 199V197H23L22 194H20ZM54 196H55V197H54ZM90 196H89V197H90ZM93 196H92V198H93ZM160 196H161V195H159V197H160ZM5 197H4V198H5ZM12 197H13V196H12ZM12 197H11V198H12ZM15 197H16V196H15ZM33 197L30 198V200L33 201V202L35 203L37 200H36V201H35V200H32V199H34ZM61 197H62V196L60 195V198H61ZM75 197H76V195H75ZM106 197H107V196H106ZM167 197H168V196H167ZM187 197H188V196H187ZM1 198H3V197H1ZM9 198H10V197H9ZM9 198H8V199H9ZM18 198H20V197L18 196ZM21 198H20V199H21ZM28 198H29V196H28ZM28 198H25L24 200H21V201H24L23 203L26 204L27 201H28ZM94 198H95V197H94ZM94 198H93V199H94ZM104 198H105V197H104ZM161 198H162V197H161ZM175 198H176V197H175ZM5 199H6V198H5ZM5 199H4V201L2 200L3 202L0 200V203H1V202H2V203H4V202H8V200L6 201ZM12 199H13V198H12ZM12 199H10V200L12 201ZM20 199H19V201H18L20 204L17 203V206H14V207H13V205H12L13 208L16 207L15 209H17V208L19 207V205H20V207L22 206V203L20 202ZM102 199H103V198H102ZM156 199H157V198H156ZM159 199H160V198H159ZM165 199H166V198H165ZM169 199H170V201H171L172 199L174 200L173 195H172V199H171V197H170ZM169 199H168V200H169ZM26 200H27V201H26ZM30 200L28 201L30 204L28 203V204H26L25 206H26V210L29 211V210L27 209V207L30 205L31 207H29V208H30V211L32 212L33 209L31 210V208H32V203H33V202H31ZM41 200H42V199H41ZM47 200H48V199H47ZM49 200L52 202V204H55V203H54L55 201H52L51 199H49ZM49 200H48V201H49ZM104 200H105V199H104ZM123 200H125V199L123 198ZM123 200H122V201H123ZM131 200H130V201H131ZM252 200H253V201H251V202H252L253 214H252V216H251V218H250V220H249V227L247 226V227H248V232L246 231L247 234L245 233V234L247 235V238H246V246L244 245V246H245V249H244L245 251H244V252L242 251V254H241L240 258H239L240 261H239V262H236L237 264H244V263H243V260H244V258H245L246 256H249V260L247 261L248 264H264V259H263V257H262V253H261V255H260V253H259V246H260V245L258 246V243H257V241H256V238H257L259 232H260V233H264V232H261V231H260L261 228H264V227H263V226H264V191H263V193H262L261 195L256 196V197H255L254 199H252ZM11 201H9L7 204H10ZM13 201L16 202L17 200H14V199H13ZM25 201H26V203H25ZM56 201H57V200H56ZM93 201H94V200H93ZM122 201H121V202H122ZM146 201H147L148 203H146ZM161 201H162V199H161ZM105 202L107 203V200H106ZM121 202H120V205H121ZM127 202H128V201H126V203H127ZM165 202H166V200H165ZM171 202H172V201H171ZM171 202H170V203H171ZM174 202H175V201H174ZM34 203H33V206H34ZM36 203H40V202H36ZM36 203H35V204H36ZM49 203H50V202H49ZM56 203H57V202H56ZM102 203H103V202H102ZM162 203H163V202H162ZM168 203H169V202H168ZM11 204H13V202H12ZM11 204H10V206H11ZM24 204H23V206H24ZM50 204H51V203H50ZM50 204H49V205H50ZM92 204H93V202H92ZM132 204H133V203H132ZM1 205H3V204H1ZM1 205H0V206H1ZM39 205H40V204H38V206H39ZM47 205H48V204H47ZM47 205H45L44 207H46ZM58 205H59V204H58ZM58 205L56 204V206H58ZM93 205H94V204H93ZM93 205H92V207H93ZM101 205H102V204H101ZM122 205H123V207H124L123 202H122ZM160 205H161V204H160ZM3 206H6V207H7V205H5V203H4ZM10 206H8V207L11 208ZM23 206H22V207H23ZM25 206L23 207L24 209H25ZM51 206H52V205H51ZM51 206H50V207H51ZM56 206L52 208V210L54 211V213L57 211V209H56V211L54 210L55 208H57ZM85 206H86V205H85ZM89 206H91V205H89ZM89 206H88V207H89ZM102 206H103V205H102ZM106 206H107V205H106ZM157 206H158V205H157ZM168 206H169V205H168ZM170 206H172V205L170 204ZM174 206H176V204H175ZM1 207H2V206H1ZM22 207H21V209L23 210ZM130 207H131V206H130ZM154 207H155V206H154ZM154 207H153V209H156V208H154ZM164 207H165V206H164ZM47 208H48V207H47ZM58 208H60V206H59ZM93 208H95V205H94ZM93 208H92V209H93ZM100 208H101V210H102V207H100ZM103 208H104V207H103ZM2 209H3V210L5 209V210H4L5 212L3 211L4 213H9V211H6V208L2 207L1 210H0V212H1L3 215L6 216V214H4V213L2 212ZM18 209H19V210H18ZM18 209H17L18 211L21 210L20 208H18ZM39 209H40V206H39ZM84 209H85V208H84ZM129 209H131V208H129ZM129 209H128V210H129ZM157 209H158V207H157ZM157 209H156V210H157ZM7 210H8V209H7ZM9 210H12V209H9ZM48 210H50V211H51V214H52V210H51L50 208H48V209L45 208V209H44V211H46V213H47ZM61 210H62V209H61ZM133 210H134V208H133ZM136 210H137V209H136ZM166 210H169V209L167 208ZM35 211H36V209H35ZM37 211H39V210H37ZM37 211H36V212H37ZM41 211H42V210H40V212H39L40 215L42 214ZM44 211H43V212H44ZM50 211H48V213H50ZM83 211H84V210H83ZM83 211H82V212H83ZM90 211H91V209H90ZM95 211H96V210H95ZM95 211H94V213H96ZM103 211H104V210H103ZM103 211L100 212L101 215L103 214ZM147 211H148V210H147ZM154 211H155V210H154ZM161 211H162V210L160 209V213H161ZM169 211H170V210H169ZM169 211H167V212H169ZM31 212H30V214H32ZM60 212H63V211H59V210H58V213H60ZM91 212H92V211H91ZM91 212H90V214H91ZM128 212H129V211H128ZM155 212H157V211H155ZM163 212H165V210H164ZM21 213H22V212H21ZM21 213H20V215H21ZM23 213H24V214L26 213L25 210L23 211ZM27 213H29V212H27ZM27 213H26V215H27ZM34 213H35V212H34ZM34 213H33V214H34ZM37 213H38V212H37ZM48 213H47V214H48ZM58 213H57V214H58ZM64 213H65V212H64ZM87 213H88V211H87ZM87 213H86V214H87ZM94 213H93L92 215H95ZM145 213H147V212H145ZM157 213H158V212H157ZM33 214L31 215L33 218H32L31 216H30V217L26 216L27 219H28V218H31V220H32V219H34V220L36 219L34 222H37L38 220H39L38 223L42 222V218H43V217H42V218L40 217V218H41V220H40L39 218H38V219L36 218V217H37L36 214H35L36 217L34 218ZM44 214H45V212H44ZM44 214H42V216H44V218L48 221V219L46 218V216H45ZM60 214H63V213H60ZM60 214H59V216H60ZM65 214H66V213H65ZM65 214H64V215H65ZM104 214H106V213H104ZM104 214H103V215H104ZM129 214H131V216H132V213H129ZM149 214H150V213H149ZM162 214L164 215V213H161V215H162ZM22 215H23V214H22ZM22 215H21V216H22ZM28 215H29V214H28ZM64 215H62V216H64ZM99 215H100V214H99ZM111 215H112V214H111ZM137 215H138V214H137ZM144 215H145V214H144ZM152 215H153L152 217H153L154 220L156 221L155 216H154V213H153ZM157 215L159 216V214H157ZM157 215H156V216H157ZM0 216H1V214H0ZM5 216H4V217H5ZM7 216H8V214H7ZM21 216H20V217H21ZM47 216H48V215H47ZM54 216H56V213H55V215H52V217H54ZM158 216H157V217H158ZM2 217H3V216H2ZM12 217H13L14 219H16V217H14V215H13ZM113 217H114V216H113ZM145 217H146V216H145ZM145 217H144V218H145ZM21 218H23V217H21ZM21 218H20V219H21ZM101 218H104V219H105V217H101ZM153 218H152V219H153ZM14 219H13V220H14ZM23 219H25V215H24V218H23ZM149 219H150V218H149ZM152 219H151V220H152ZM11 220H12V219H11ZM13 220H12V221H13ZM16 220H17V219H16ZM61 220L64 221L65 219H61ZM106 220H108V219H106ZM112 220H113V219H112ZM130 220H131V219H130ZM132 220H134V219H132ZM154 220H153V222H154ZM5 221H6V220H5ZM5 221L3 220V222H4V223H3L4 228H5V226H6V223H9V222L11 223V226H12L13 228H16V227H14V226L17 225V221H18V220H17V221L14 220L15 222H14V221H13V222H11V221H7L6 223H5ZM20 221H21V220L18 221V224H19V225H20ZM26 221H27V220H26ZM26 221H25V222H26ZM142 221L144 222V221H146V219H144V220L142 219ZM0 222H2V221H0ZM21 222H23L22 225L25 223L24 220H22ZM30 222H32V221H30ZM34 222H33V223H34ZM108 222H109V221H108ZM108 222H107V226L110 227V226H109L110 224H108ZM132 222H133V221H132ZM13 223H16V224H13ZM33 223H32V224H33ZM105 223H106V222H105ZM129 223H130V222H129ZM27 224H28V223H27ZM148 224H149V223H148ZM9 225H10V224H9ZM13 225H14V226H13ZM22 225H21V226H22ZM28 225H29V224H28ZM25 226H27V225H25ZM25 226H24V227H25ZM107 226H105V227H107ZM129 226H130V225H129ZM131 226H132V225H131ZM143 226H144V225H143ZM143 226H142V227H143ZM145 226H147V225L145 224ZM149 226H150V225H149ZM168 226H169V225H168ZM170 226H172V225H170ZM170 226H169V227H170ZM17 227L20 229L19 226H17ZM22 227H23V226H22ZM24 227H23V228H24ZM29 227H31V225H29ZM29 227H28V228H29ZM102 227L104 228V226H102ZM122 227H124V226H122ZM165 227H166V226H165ZM169 227H167V228H169ZM4 228H3V229H4ZM13 228H12V229H13ZM26 228H27V227H26ZM26 228H25V229H26ZM37 228H39V227H37ZM143 228H144V227H143ZM167 228H166V229H167ZM12 229H10V230H12ZM25 229H23V230H25ZM30 229H31V228H30ZM33 229H34V227H33ZM48 229H49V228H48ZM104 229L106 230V228H104ZM144 229H145V228H144ZM147 229H148V227H147ZM10 230L8 229V231H10ZM14 230H15V229H14ZM44 230H45V232H46V229H44ZM73 230H74V229H73ZM105 230H104V231H105ZM108 230H109V229H108ZM140 230H141V229H140ZM170 230H171V228H170ZM170 230H169V231H170ZM6 231H7V229H6ZM8 231H7V233H8ZM16 231H17V229H16ZM16 231H13V230H12V232H14V233H16ZM19 231H20V230H19ZM29 231H30V230H29ZM29 231L27 230V231H26V234H27V232H29ZM169 231H168V232H169ZM10 232H11V231H10ZM10 232H9V233H10ZM12 232H11V234H7V235H6V234H5V231H4V234H5L7 237H9V236H11V235H12V236L15 235V234H12ZM17 232H18V231H17ZM21 232H22V231H21ZM21 232H20V233H21ZM31 232H32V231H31ZM54 232H55V231H54ZM99 232H100V231H99ZM99 232H98V233H99ZM106 232H109V231H106ZM119 232H121V231H119ZM128 232H129V230H128ZM140 232H143V231H140ZM148 232H149L148 230H144V234L142 233V234L145 236V237L143 236V241H144V242H145V240H147V239H149V238L151 239L152 236H153V234H152V235H148ZM34 233H35V232H34ZM103 233H104V232H103ZM166 233H167V232H166ZM23 234H24V233H23ZM38 234H39V233H38ZM105 234H107V233H105ZM5 235H4V237H5ZM8 235H9V236H8ZM33 235H34V234H33ZM39 235H40V234H39ZM41 235H44V233L41 234ZM98 235H99V236H100V235L102 236L101 232H100V234H98ZM120 235H122V233H121ZM0 236H1L0 239L2 238L3 240H5V238H4L2 235H0ZM21 236H22V234H21ZM23 236H24V235H23ZM45 236H46V235H45ZM118 236H119V235H118ZM118 236H117V237H118ZM122 236H123V235H122ZM25 237H26V235H25ZM29 237H30V238H33V237L30 236V235H29ZM120 237H121V236H119V238H120ZM245 237H246V236H245ZM259 237H260V236H259ZM259 237H258V238H259ZM9 238H10V237H9ZM9 238H8V239H9ZM17 238H18V237L14 238L15 240L13 239V242H15V241L17 240ZM121 238H122V237H121ZM11 239H12V238H11ZM26 239H27V238H26ZM37 239H38V238H37ZM6 240H7V238H6ZM0 241H1V240H0ZM19 241H20V240H19ZM25 241H27V240H25ZM118 241H119V240H118ZM121 241H122V240H120V244L122 243ZM143 241H142V242H143ZM21 242H22V243H26V242H23L22 240H21ZM125 242H126V241H125ZM9 243H10V242H8V244H9ZM16 243H17V242H16ZM16 243H14V244L17 245ZM27 243H28V241H27ZM34 243H35V241H34ZM117 243H118V242H117ZM244 243H245V240H244ZM2 244H3V242H2ZM2 244H0V245H2ZM11 244H12V243H11ZM32 244H33V243H32ZM40 244H41V243H40ZM26 245H27V244H25V247H26ZM118 245H119V243H118ZM118 245H117V250H118ZM27 246H28V245H27ZM14 247H16V246H14ZM32 247H33V246H31V249H32ZM119 247H120V246H119ZM121 247H122V246H121ZM0 248H1V246H0ZM28 248H30V245L27 247V249H28ZM95 248H96V247H95ZM262 248H263V246H262ZM1 249H2V248H1ZM23 249H24V247H23ZM92 249H93V250H92ZM92 249H91V246H90V250H91V251H94V245H92ZM24 250H25V249H24ZM119 250H120V252H121L122 249L119 248ZM119 250H118V252H115V254H116V253H120ZM1 251H2V250H1ZM16 251H17V250H16ZM16 251H15V252H16ZM31 251H32V250H31ZM122 251H123V250H122ZM260 251H261V250H260ZM1 253H2V252H1ZM4 253H5V252H3L2 254H4ZM9 253H10V252H9ZM17 253H18V252H16V254H17ZM28 253H29V252L27 251V254H28ZM31 253H32V252H31ZM31 253H30V256L32 255ZM2 254H1V255H2ZM10 254H11V253H10ZM13 254H14V250H13ZM20 254H21V253H20ZM27 254H26V255H27ZM33 254H34V253H33ZM120 254H121V253H120ZM4 255H5V254H4ZM6 256H9V255H6ZM10 256H12V254H11ZM10 256H9V257H10ZM19 256H20V255H19ZM30 256L28 255L27 259H29ZM117 256H118V255H117ZM117 256H116V257H117ZM3 257H4V256H3ZM13 257H14V256H13ZM116 257H115V258H116ZM118 257H119V256H118ZM118 257H117V258H118ZM15 258H16V257H15ZM119 258H120V257H119ZM119 258H118V260H120ZM2 259H3V258H2ZM5 259L8 260V258H5ZM5 259H4V260H5ZM10 259H12V257H11ZM10 259H9V260H10ZM18 259H19V258H18ZM22 259H23V258H22ZM24 259H25V258H24ZM31 259H33V258H30V263H31ZM9 260H8V261H9ZM34 260H35V258H34ZM36 260H37V259H36ZM118 260L116 259V261H115V260H114V261L117 262ZM17 261H18V260H17ZM20 261H22V260L20 259ZM23 261H24V260H23ZM25 261H26V259H25ZM38 261H39V260H38ZM38 261H36V262H38ZM4 262H5V261H4ZM6 262H7V261H6ZM11 262H12V261H11ZM27 262H28V261H27ZM33 262H34V261H33ZM16 263H17V262H16ZM18 263H19V261H18ZM21 263H22V262H21ZM34 263H35V262H34ZM39 263H40V262H39ZM112 263H113V261H112ZM2 264H3V262H2Z\"/></svg>",
    "mask_w": 264,
    "mask_h": 264
},
{
    "label": "snow or ice",
    "instance_id": "obj_4",
    "mask_svg": "<svg viewBox=\"0 0 264 264\" xmlns=\"http://www.w3.org/2000/svg\"><path fill=\"white\" fill-rule=\"evenodd\" d=\"M5 3V0H0V4ZM10 8H17L30 11H48L51 10L53 12L58 11L59 5L54 2H51L50 5H45L43 10H33L30 5L21 3L19 5L13 3L9 5ZM31 18V17H30ZM62 20H66L67 16H61ZM51 20L52 17H49ZM50 30V29H46ZM251 119V118H250ZM260 122L264 124V110L260 112ZM247 123V122H246ZM5 159L11 163V158L5 156ZM5 164L0 163V168H4ZM132 173L128 172L123 178H117L116 183L113 184L109 181H105L103 185H101L100 191L97 192L94 200L96 215L92 216L90 213L87 218H83L77 214L69 213V220L64 221L65 227L64 229L56 232H49L48 239L53 242V244L60 250V252L65 256L69 257L71 254H81L83 251L89 246L91 243L92 237L97 234L98 226L102 223L100 213V207L103 202L102 198L107 196L109 198V202L111 204L116 203V196L123 192V185H126L130 179H132ZM15 203V202H13ZM13 214H16V218L19 219V211L13 209L9 212L8 216L0 217V221L8 220L11 221ZM71 225V227H69ZM3 223H0V231L3 230ZM75 229V230H73ZM61 243H63V247H61ZM67 264V261L64 262Z\"/></svg>",
    "mask_w": 264,
    "mask_h": 264
}]
</instances>
